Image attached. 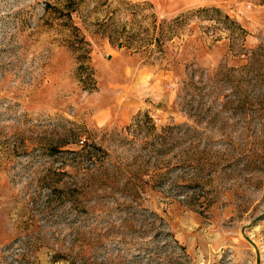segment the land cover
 Masks as SVG:
<instances>
[{"label":"rangeland","instance_id":"1","mask_svg":"<svg viewBox=\"0 0 264 264\" xmlns=\"http://www.w3.org/2000/svg\"><path fill=\"white\" fill-rule=\"evenodd\" d=\"M0 264H264V0H0Z\"/></svg>","mask_w":264,"mask_h":264},{"label":"built area","instance_id":"2","mask_svg":"<svg viewBox=\"0 0 264 264\" xmlns=\"http://www.w3.org/2000/svg\"><path fill=\"white\" fill-rule=\"evenodd\" d=\"M81 141L83 142L84 140H83V139H81Z\"/></svg>","mask_w":264,"mask_h":264}]
</instances>
